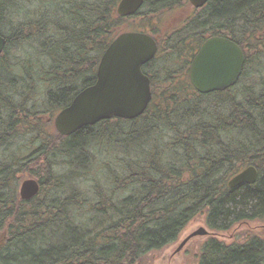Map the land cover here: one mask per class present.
<instances>
[{
	"label": "trees",
	"instance_id": "obj_1",
	"mask_svg": "<svg viewBox=\"0 0 264 264\" xmlns=\"http://www.w3.org/2000/svg\"><path fill=\"white\" fill-rule=\"evenodd\" d=\"M119 2L0 0V264H145L198 215L214 231L264 221V0H145L127 16ZM134 30L158 44L146 111L61 134L56 115ZM212 36L237 42L246 64L236 85L201 93L190 66ZM250 165L255 183L230 187ZM21 173L40 182L30 199ZM245 241L213 238L197 264H264V238Z\"/></svg>",
	"mask_w": 264,
	"mask_h": 264
},
{
	"label": "water",
	"instance_id": "obj_2",
	"mask_svg": "<svg viewBox=\"0 0 264 264\" xmlns=\"http://www.w3.org/2000/svg\"><path fill=\"white\" fill-rule=\"evenodd\" d=\"M145 0H120L117 12L120 15L136 13ZM209 0H190L200 8ZM6 38L0 33V54ZM158 52L156 39L149 33L125 31L119 34L103 53L97 70V80L81 90L72 102L55 117V126L63 135H71L79 129L94 125L113 117L134 119L142 115L152 100L151 81L143 67L154 59ZM246 64L242 47L224 36L207 38L190 66V81L201 93L223 91L236 85ZM258 178L255 166H248L232 177L230 187L244 183L253 184ZM40 182L34 178L22 181L20 196L30 199L38 194ZM209 231L200 227L187 237L207 235ZM179 249V250H180Z\"/></svg>",
	"mask_w": 264,
	"mask_h": 264
},
{
	"label": "rangeland",
	"instance_id": "obj_3",
	"mask_svg": "<svg viewBox=\"0 0 264 264\" xmlns=\"http://www.w3.org/2000/svg\"><path fill=\"white\" fill-rule=\"evenodd\" d=\"M191 8L184 9L183 14H187ZM175 12L169 16L172 19L175 15L181 13ZM174 17V19L176 18ZM183 19V15L180 16L179 20ZM136 31V30H135ZM28 47H24L17 52V56H22L23 59L26 58V50ZM43 96H41L42 98ZM37 98H35L33 103H35ZM4 150H0V158H3ZM23 180L28 178H33L31 176H26V174L21 173ZM35 179V178H34ZM20 183V185H21ZM20 191V187H19ZM200 227L206 228L209 233L207 235H196L189 238L183 247L180 249L182 242L189 237L193 232L197 231ZM3 232L0 233V237ZM253 236H258L264 238V221H249L244 223H239L232 227L229 231H214L211 230L206 224L205 214H201L193 218L187 226L179 234L178 240L165 247L148 253L145 264H197L201 255V251L205 244L212 240L213 238L217 241L224 242L226 244L238 242H244ZM3 239H0V241ZM246 242V241H245ZM180 249V250H179Z\"/></svg>",
	"mask_w": 264,
	"mask_h": 264
},
{
	"label": "bare ground",
	"instance_id": "obj_4",
	"mask_svg": "<svg viewBox=\"0 0 264 264\" xmlns=\"http://www.w3.org/2000/svg\"><path fill=\"white\" fill-rule=\"evenodd\" d=\"M254 184V183H253Z\"/></svg>",
	"mask_w": 264,
	"mask_h": 264
}]
</instances>
